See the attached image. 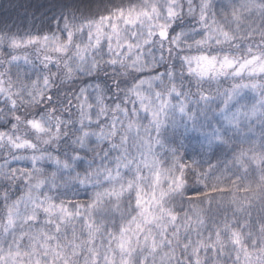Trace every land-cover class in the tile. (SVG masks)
<instances>
[{
	"label": "clouds",
	"instance_id": "obj_1",
	"mask_svg": "<svg viewBox=\"0 0 264 264\" xmlns=\"http://www.w3.org/2000/svg\"><path fill=\"white\" fill-rule=\"evenodd\" d=\"M0 264H264V0H0Z\"/></svg>",
	"mask_w": 264,
	"mask_h": 264
}]
</instances>
